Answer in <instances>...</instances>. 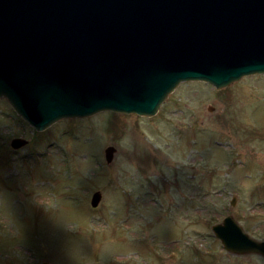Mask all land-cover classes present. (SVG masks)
<instances>
[{
  "label": "rangeland",
  "instance_id": "1",
  "mask_svg": "<svg viewBox=\"0 0 264 264\" xmlns=\"http://www.w3.org/2000/svg\"><path fill=\"white\" fill-rule=\"evenodd\" d=\"M229 215L264 241V75L43 132L0 99V264H264L224 250L211 228Z\"/></svg>",
  "mask_w": 264,
  "mask_h": 264
},
{
  "label": "water",
  "instance_id": "2",
  "mask_svg": "<svg viewBox=\"0 0 264 264\" xmlns=\"http://www.w3.org/2000/svg\"><path fill=\"white\" fill-rule=\"evenodd\" d=\"M255 75L264 0H0V99L36 132L106 111L152 117L181 82L221 90ZM211 230L226 252L264 258L233 216Z\"/></svg>",
  "mask_w": 264,
  "mask_h": 264
},
{
  "label": "flooded vegetation",
  "instance_id": "3",
  "mask_svg": "<svg viewBox=\"0 0 264 264\" xmlns=\"http://www.w3.org/2000/svg\"><path fill=\"white\" fill-rule=\"evenodd\" d=\"M97 192V191H96ZM99 192V191H98Z\"/></svg>",
  "mask_w": 264,
  "mask_h": 264
}]
</instances>
